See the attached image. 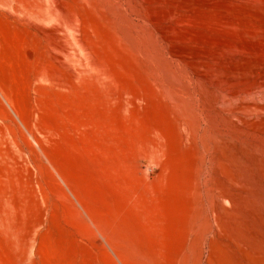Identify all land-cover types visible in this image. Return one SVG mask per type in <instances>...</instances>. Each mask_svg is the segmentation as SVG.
<instances>
[{"label":"rangeland","instance_id":"obj_1","mask_svg":"<svg viewBox=\"0 0 264 264\" xmlns=\"http://www.w3.org/2000/svg\"><path fill=\"white\" fill-rule=\"evenodd\" d=\"M40 1L0 51V264L171 257L192 220L202 264H264V0Z\"/></svg>","mask_w":264,"mask_h":264},{"label":"bare ground","instance_id":"obj_2","mask_svg":"<svg viewBox=\"0 0 264 264\" xmlns=\"http://www.w3.org/2000/svg\"><path fill=\"white\" fill-rule=\"evenodd\" d=\"M40 6V0H0V51L11 54L14 45L12 32L16 31L21 35L28 24H36L40 17ZM19 40V42L23 41L21 36H19ZM34 62L32 79L35 81L39 79L40 70L38 62L36 60ZM7 67L8 63L4 62L1 69L2 83L0 84L1 119H6L9 116L8 109L2 99L9 108L11 106L10 96L7 93L9 84V77L5 70ZM80 73L82 70L78 74ZM163 232L165 233V229ZM117 237L123 244L122 250H115L113 247L111 249L114 250L120 264H202L203 261L205 247H203V240L198 239L193 220L184 229L183 244L171 257L167 251L169 242L166 241L165 235H163L162 241L158 242L156 248H149L142 240H137L132 232L126 234L118 232ZM113 256L111 254L110 259L118 264Z\"/></svg>","mask_w":264,"mask_h":264}]
</instances>
